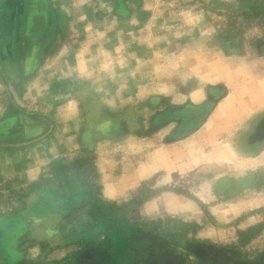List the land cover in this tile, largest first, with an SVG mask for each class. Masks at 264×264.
<instances>
[{
	"label": "rangeland",
	"instance_id": "374dc122",
	"mask_svg": "<svg viewBox=\"0 0 264 264\" xmlns=\"http://www.w3.org/2000/svg\"><path fill=\"white\" fill-rule=\"evenodd\" d=\"M208 21L214 25L206 36L212 44L206 55H195L198 49L192 47L191 61L179 67L171 63L164 93H140L136 106L125 103L121 109L103 106L98 95H83L71 154L48 166L36 185L2 187L0 264H195L198 252L215 264H247L261 257L264 143L247 140L264 115V60L251 51L217 56L221 49L215 46L227 30L236 37L245 31L236 23L226 29L218 16L208 15ZM19 84L15 79L17 88L9 87L11 103L18 101ZM192 90L197 94L189 96ZM6 100L0 94V147L41 144L52 125L34 115L25 123L22 114L38 111L36 106ZM39 128L43 138L34 136ZM156 147L162 148L154 155L159 170L145 172L130 189L132 167ZM114 180L124 181L123 193L114 201L103 199L104 184L120 185ZM90 199L103 214L109 210L110 218L94 212ZM178 207L182 214L174 211ZM114 224L129 244L130 261L122 256L110 261L118 249L106 232ZM208 245L218 250L204 249ZM148 247L153 254L144 257ZM172 253L184 261H159L174 259Z\"/></svg>",
	"mask_w": 264,
	"mask_h": 264
},
{
	"label": "crops",
	"instance_id": "0c3cea01",
	"mask_svg": "<svg viewBox=\"0 0 264 264\" xmlns=\"http://www.w3.org/2000/svg\"><path fill=\"white\" fill-rule=\"evenodd\" d=\"M0 14V47L7 54L2 58L0 51V61L5 62L0 94L7 105L36 106L38 111L22 112L25 123L27 115H34L52 125L41 144L17 150L0 147V190L6 184L36 185L48 166L71 154L83 95H98L103 106L121 109L125 103L136 106L140 93H164L171 63L179 67L191 61L192 47L199 56L212 45L206 37L213 34L214 25L208 15L211 20L218 16L226 29L236 23L245 31L236 37L227 30L215 43L221 49L217 56L251 51L264 60V0H0ZM7 46L13 48L9 54ZM194 73L199 76L197 68ZM15 79L20 83L16 104L10 102L9 88H17ZM193 94L197 90L188 95ZM43 131L34 136L43 138ZM156 152L162 153V148L149 150L132 167L130 189L145 172L150 176L159 170ZM118 182L114 187L104 184L103 199L114 201L123 193L124 181L114 180ZM174 211L183 213L179 207Z\"/></svg>",
	"mask_w": 264,
	"mask_h": 264
},
{
	"label": "trees",
	"instance_id": "16d2710c",
	"mask_svg": "<svg viewBox=\"0 0 264 264\" xmlns=\"http://www.w3.org/2000/svg\"><path fill=\"white\" fill-rule=\"evenodd\" d=\"M89 202L92 203V206L94 208L93 211L94 212H98V215H100V217L107 218V219L110 218V216L107 217V213H108L109 210H106V213L103 214L104 213L103 211H98V208L100 207V204L97 203V201H95L93 199H90ZM116 225H117V222H116ZM116 225L114 224L115 227H113V229H110V230H108L106 232V237H107V239L112 240V242H115L118 251L120 250L121 252L116 254L118 252V251H116L114 253V255L111 256L110 261H116L121 256H122V258H124V261H130L129 254L127 252L129 244H127V241H125L122 237H120L122 235V232L120 233V231H117L118 229H117ZM157 243H158V241L155 242V244H157ZM145 246L143 245L142 247H145ZM205 247L206 248H204V249H206L208 251H211V252L218 250L217 248H215L213 246H210V245L205 246ZM143 250H144V254H145L144 257L148 256L149 254H153V253H151V247H148L147 249H143ZM198 253L199 254H197V253L195 254V257H196L195 264H215L214 261H212L211 259H209L207 257L208 254L207 255H205V254L203 255V254H201V252H198ZM160 254L161 253H154V256L155 255L156 256L157 255L160 256ZM170 255H171V253H170ZM172 256L174 257V259L171 258L170 256L167 258V256H166L164 259H160L159 261H184V258H183V256L181 254L172 253ZM263 258H264V253L261 255V257L259 259H256L255 261H250L247 264H264V261L262 260ZM141 261H143V259Z\"/></svg>",
	"mask_w": 264,
	"mask_h": 264
},
{
	"label": "water",
	"instance_id": "95a60500",
	"mask_svg": "<svg viewBox=\"0 0 264 264\" xmlns=\"http://www.w3.org/2000/svg\"><path fill=\"white\" fill-rule=\"evenodd\" d=\"M261 139H264V119L255 128L254 132L249 137L248 142L251 143Z\"/></svg>",
	"mask_w": 264,
	"mask_h": 264
},
{
	"label": "flooded vegetation",
	"instance_id": "af4514ba",
	"mask_svg": "<svg viewBox=\"0 0 264 264\" xmlns=\"http://www.w3.org/2000/svg\"><path fill=\"white\" fill-rule=\"evenodd\" d=\"M263 119H264V115H262L259 119H257V120L255 121L254 125H252V129H251V131H250V134H249V136H248V139H249V137L252 135V133L254 132L255 128L258 126V124H259ZM247 142H248V140H247ZM260 143H264V139H261V140H258V141H254V142H251V143L248 142L249 145H253V144L255 145V144H260Z\"/></svg>",
	"mask_w": 264,
	"mask_h": 264
}]
</instances>
